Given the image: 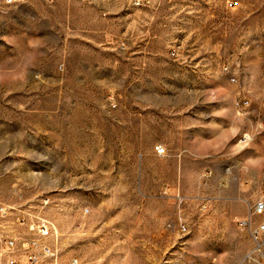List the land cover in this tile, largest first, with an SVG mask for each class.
<instances>
[{
    "label": "rangeland",
    "instance_id": "1",
    "mask_svg": "<svg viewBox=\"0 0 264 264\" xmlns=\"http://www.w3.org/2000/svg\"><path fill=\"white\" fill-rule=\"evenodd\" d=\"M263 195L264 0H0L1 238L44 219L58 264H264L234 222ZM136 224L132 257L95 244Z\"/></svg>",
    "mask_w": 264,
    "mask_h": 264
},
{
    "label": "built area",
    "instance_id": "2",
    "mask_svg": "<svg viewBox=\"0 0 264 264\" xmlns=\"http://www.w3.org/2000/svg\"><path fill=\"white\" fill-rule=\"evenodd\" d=\"M158 154H162L161 148H156ZM2 211V210H1ZM264 217V195L247 205L245 218H235V224L246 230L252 244L253 252L264 261V221L257 222ZM171 228V225H167ZM181 232L186 231L183 224L179 225ZM33 231L37 238L28 240H16L14 238L0 237V261L5 264H20L24 260L26 264H58L57 244H50L47 239L55 237V227L47 220L40 219L34 225ZM248 259V254L246 255ZM70 264H78L73 259Z\"/></svg>",
    "mask_w": 264,
    "mask_h": 264
},
{
    "label": "crops",
    "instance_id": "3",
    "mask_svg": "<svg viewBox=\"0 0 264 264\" xmlns=\"http://www.w3.org/2000/svg\"><path fill=\"white\" fill-rule=\"evenodd\" d=\"M100 231L103 232L105 229L100 228ZM154 234L155 232L152 229L142 226L141 224L133 226L117 225V228L109 230V233L101 237L99 240H96L95 244L100 247L107 246V248H112L113 254L111 255L116 258L114 261L119 259L118 256L121 257V260H125V255L126 257H132L133 254L135 255L133 249L125 250L124 248L126 246H128V248L146 246L147 241L154 240ZM87 241L88 240H86V242ZM91 246H95L94 242L91 243Z\"/></svg>",
    "mask_w": 264,
    "mask_h": 264
}]
</instances>
